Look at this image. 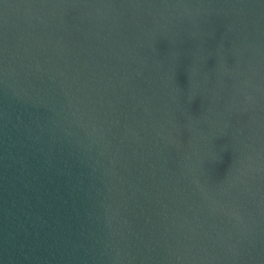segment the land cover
I'll list each match as a JSON object with an SVG mask.
<instances>
[{"label": "water", "instance_id": "1", "mask_svg": "<svg viewBox=\"0 0 264 264\" xmlns=\"http://www.w3.org/2000/svg\"><path fill=\"white\" fill-rule=\"evenodd\" d=\"M0 264H264V0H0Z\"/></svg>", "mask_w": 264, "mask_h": 264}]
</instances>
